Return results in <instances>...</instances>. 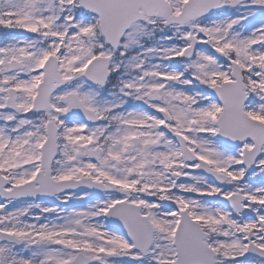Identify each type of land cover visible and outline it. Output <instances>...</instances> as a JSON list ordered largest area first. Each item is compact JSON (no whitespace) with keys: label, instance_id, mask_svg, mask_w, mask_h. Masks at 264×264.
<instances>
[{"label":"snow or ice","instance_id":"obj_1","mask_svg":"<svg viewBox=\"0 0 264 264\" xmlns=\"http://www.w3.org/2000/svg\"><path fill=\"white\" fill-rule=\"evenodd\" d=\"M0 264H264V0H0Z\"/></svg>","mask_w":264,"mask_h":264}]
</instances>
